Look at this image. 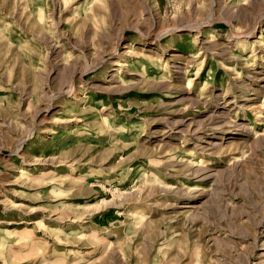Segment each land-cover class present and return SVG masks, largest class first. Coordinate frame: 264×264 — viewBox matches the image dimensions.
<instances>
[{"label": "rangeland", "instance_id": "374dc122", "mask_svg": "<svg viewBox=\"0 0 264 264\" xmlns=\"http://www.w3.org/2000/svg\"><path fill=\"white\" fill-rule=\"evenodd\" d=\"M263 8L0 0V264H264Z\"/></svg>", "mask_w": 264, "mask_h": 264}, {"label": "bare ground", "instance_id": "6f19581e", "mask_svg": "<svg viewBox=\"0 0 264 264\" xmlns=\"http://www.w3.org/2000/svg\"><path fill=\"white\" fill-rule=\"evenodd\" d=\"M264 9V8H263ZM260 15L258 16V18H259V20L261 21V19H263L264 18V10L263 11H261V13H259ZM258 22L254 25V26H252L250 29H249V35L251 34H255V32H256V30H259V27H258ZM199 28V27H198ZM257 43H256V45L257 46H260V45H262V44H264V33H261L260 34V36H259V38L257 39V41H256ZM130 55L131 56H133V55H136L135 54V52L133 51H131L130 52ZM131 64V62H128L127 64H121V65H119L121 68H117V70H116V77H118V75H119V73L121 72V70H122V68L123 67H127V68H131L132 66L130 65ZM80 98V97H79ZM252 99H254V98H251V97H245V98H243L242 99V101H251ZM76 101H78V99L76 100ZM75 107L76 106H68L66 109H65V112L67 113V111H73L74 109H75ZM256 115H257V117H259L258 115V111H256ZM261 115V114H260ZM212 117V116H211ZM221 137V136H220ZM231 141V140H230ZM198 147V146H197ZM178 192V191H177ZM181 207H184V208H186V210L183 212V213H188V211H189V208H191L192 207V205H190L189 203H187V204H184L183 206H181Z\"/></svg>", "mask_w": 264, "mask_h": 264}]
</instances>
